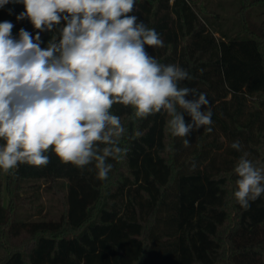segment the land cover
I'll return each instance as SVG.
<instances>
[{
  "label": "trees",
  "instance_id": "1",
  "mask_svg": "<svg viewBox=\"0 0 264 264\" xmlns=\"http://www.w3.org/2000/svg\"><path fill=\"white\" fill-rule=\"evenodd\" d=\"M240 1L238 17L220 13L213 0L136 1L133 14L164 41L150 54L194 78L181 86L206 94L212 131L192 132L185 147L168 131L166 113L136 118L117 104L112 112L129 151L109 159L107 180L94 164L78 169L52 152L47 166L0 171V264H264V194L247 210L236 202L242 153L231 147L239 140L257 167L264 159V19L252 16L264 0ZM22 11V4L5 5L0 22H12L13 35L21 28L35 35L27 19H16ZM41 35L45 43L51 37ZM42 185L59 197L57 220L39 218ZM23 234L29 248L11 249Z\"/></svg>",
  "mask_w": 264,
  "mask_h": 264
},
{
  "label": "clouds",
  "instance_id": "2",
  "mask_svg": "<svg viewBox=\"0 0 264 264\" xmlns=\"http://www.w3.org/2000/svg\"><path fill=\"white\" fill-rule=\"evenodd\" d=\"M9 3L24 6L16 19H27L35 35L24 28L13 35L14 24L0 22V171L47 166L52 152L78 169L94 164L107 180L109 159L129 151L121 147L127 130L112 112L117 104L136 118L166 113L168 131L185 147L192 132L212 131L206 94L181 86L194 78L150 54L164 41L133 14L136 0H0V8ZM42 33H51L47 43ZM231 147L242 153L234 198L247 210L264 194V169L239 140Z\"/></svg>",
  "mask_w": 264,
  "mask_h": 264
},
{
  "label": "rangeland",
  "instance_id": "3",
  "mask_svg": "<svg viewBox=\"0 0 264 264\" xmlns=\"http://www.w3.org/2000/svg\"><path fill=\"white\" fill-rule=\"evenodd\" d=\"M136 1H142V0H136ZM215 5H219L218 11L224 15H230V17H233V15L237 17L239 16L238 12L241 10L242 2L240 0H213ZM170 4H172V1H170ZM138 10V7L136 8ZM263 8H258L257 10L252 11V16L254 20L262 21L264 19V15L262 14ZM259 168L264 169V159L262 163L259 165ZM5 175V174H4ZM5 179V177H4ZM47 185H42L39 190L36 191L35 196V206L37 207L36 211L41 210L40 219H52L57 220L59 215L61 214V206L58 203L59 197L56 196L55 193L52 192L51 189H47ZM32 193H22L21 197L24 199V201H28V198L30 197ZM4 198H6L5 192H4ZM25 204H27L25 202ZM29 207L30 203L28 204ZM34 208V207H33ZM25 213L31 212V210L28 209H22ZM23 212V213H24ZM32 239H30L28 236L23 234L20 238L16 239L13 243V246L11 249H19V250H26L29 248L31 244ZM4 253L3 250L0 249V256Z\"/></svg>",
  "mask_w": 264,
  "mask_h": 264
}]
</instances>
